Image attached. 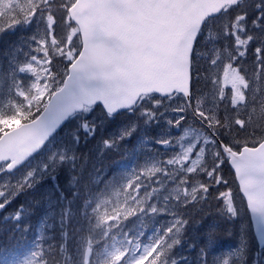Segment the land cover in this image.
Here are the masks:
<instances>
[{
    "label": "snow or ice",
    "instance_id": "1",
    "mask_svg": "<svg viewBox=\"0 0 264 264\" xmlns=\"http://www.w3.org/2000/svg\"><path fill=\"white\" fill-rule=\"evenodd\" d=\"M192 2L0 0V32L37 23L26 59L13 56L11 66L0 70V83L7 78L9 93L0 106L5 122L0 124V210L33 187L40 173L51 175L76 158L61 149L38 169L33 166L16 179L8 175L39 151L74 109L87 112L100 103L109 117L124 109L144 125L163 118L182 133L178 139L156 140L175 146L170 156L133 168L120 183L108 181L101 191L86 195L83 223L75 231L66 227L70 212L65 208L57 245L45 248L38 237L20 264H180L184 258L173 249L186 225L200 222L182 210L200 209L207 216L211 209L202 205L217 201L215 211L229 219L239 214L242 201L253 221L264 226V0L255 3V15L240 7L241 0H218L214 12L196 21L184 15ZM221 14L222 20L214 19ZM225 66L241 80L239 98L231 84L221 86ZM21 73L32 77L27 87L18 78ZM167 113L174 115L168 119ZM8 121L19 124L8 127ZM81 127L89 135L94 130L87 121ZM136 127L133 121L120 137L103 144L118 143ZM225 166L234 170L232 179L224 175ZM121 193L124 200L101 215L111 196ZM24 211L21 205L5 219L19 220ZM156 215L167 219L144 239L150 226L144 218ZM135 216L139 221L126 228ZM214 233L208 228L202 234L200 264H230L233 256L244 264L243 247L228 258L208 255ZM74 235L76 251L70 255Z\"/></svg>",
    "mask_w": 264,
    "mask_h": 264
},
{
    "label": "trees",
    "instance_id": "2",
    "mask_svg": "<svg viewBox=\"0 0 264 264\" xmlns=\"http://www.w3.org/2000/svg\"><path fill=\"white\" fill-rule=\"evenodd\" d=\"M257 0H245L241 3L240 7L248 11L250 14L255 15L256 9L254 7ZM247 8H251L248 10ZM253 9V10H252ZM237 9L231 10L227 15L231 16ZM224 18V14L214 18L219 21ZM211 23V21H209ZM205 28L207 25L204 26ZM8 31V29H6ZM24 32L22 33V35ZM15 34L8 36L6 32H0V70L8 69L9 64L8 50L15 49L16 40ZM24 36V35H23ZM22 36V37H23ZM18 78L26 83V76L18 74ZM8 93V80L4 79L0 83V106L7 99ZM13 98L19 101L20 98ZM100 106H95L90 110L94 113L101 111ZM138 111V109H137ZM127 112L120 113L115 116L120 123L130 122V118H136L137 127L140 129V125L143 123L140 117H136L135 114L129 115ZM129 115L127 119L122 117ZM88 116L85 112H81L72 116L66 124L60 129V131L52 138L53 143L62 141L69 145V150L76 158L72 161L64 162L60 164L57 169H54L51 173L43 175L38 182L31 188L20 192L12 202L7 206L6 211L15 212L17 208L23 205L26 210L21 215L19 220H5L0 218V264H4V260H9L12 257L20 254L26 249V243L31 241L39 223V215L43 212L45 204L50 201V208L52 209V230L49 234L51 238L42 240L43 246L47 248L49 245H57L60 241V233L64 230L60 217L63 210L67 208L70 215L67 220L66 227L75 231V229L82 225L83 221L80 215V209L83 204V200L88 194H94L101 191L106 182L112 181L114 184H118L122 178V168L126 165L127 157L124 153L122 144L118 149L105 148L100 149L98 143L105 141L110 136V123L107 121L105 125H99L98 123H92L88 121ZM87 121L90 125L94 126L92 134L86 132L81 127V123ZM19 124V123H17ZM159 130L151 128L148 135L151 138L156 136V131ZM74 137L77 138L76 143H73ZM49 144V143H48ZM45 149V148H44ZM43 149V150H44ZM47 149V147H46ZM42 150V151H43ZM226 167V166H225ZM229 179H232V172L227 168L224 173ZM235 188V184L233 185ZM243 203V202H242ZM220 206V203L212 202L211 205H202L204 209H211L210 214L204 216L200 209L195 210H182L185 212V216L191 215L193 220H199L198 224L190 223L186 225V231L184 238L187 240V245L180 246L181 253L177 254L173 249V254L179 257H183L182 262L184 264H200V248L204 247L205 237L202 235L208 228L216 227L214 233V239L207 248V253L210 257L213 255V251L217 248H223L228 246L226 239L230 234H236L235 230L225 228L230 224H236V221H229L226 215H222L220 212L215 211ZM245 212V210H244ZM247 222L243 221L240 224L247 226L249 231L247 232V238L251 239L252 251L250 254H246V260L244 264H253L254 256L258 253L257 244L251 231L250 221L248 215L245 214ZM20 227L17 228L16 226ZM225 231V234H223ZM48 233V232H47ZM225 235V238H224ZM76 236L72 237L69 241V254L72 255L76 249L74 247ZM250 241V240H249ZM232 247V245H230ZM240 247H236V250ZM264 251V250H263ZM224 253V252H223ZM258 256V255H257ZM236 264L238 261L236 259Z\"/></svg>",
    "mask_w": 264,
    "mask_h": 264
},
{
    "label": "rangeland",
    "instance_id": "3",
    "mask_svg": "<svg viewBox=\"0 0 264 264\" xmlns=\"http://www.w3.org/2000/svg\"><path fill=\"white\" fill-rule=\"evenodd\" d=\"M247 9L250 10L251 8H247ZM36 28H37V23L35 20H33L31 23H29L27 25L18 24L12 28H9L8 31H6V30L4 31L8 34V36L11 34H15L16 35L15 37L18 38L16 40L15 49L12 50L10 48L8 50V55L10 56L9 61L11 60V58L13 56H15L17 61H22V60L26 59V57L23 55V53L24 52H30L29 44L31 43V41L29 40V37L35 33ZM23 32H24V34H23L24 36L22 35ZM17 49H19V51H17ZM224 73L225 74L221 78V86L223 87V85L225 83L231 84L233 86V92L236 93L237 98H239L238 97V90L242 87V83H241L239 76L236 73L227 70L226 66L224 68ZM20 75L26 76V83L24 84V86L27 87L28 83L31 81L32 77L30 76V74H27V73H21ZM91 108H93V107H91ZM91 108H89V110L87 112H85V114H87V116H88V118H87L88 121H90L92 123L93 122L98 123V124L100 123L99 125H101V126L105 125L107 121L110 123V129H109L110 136L108 137L107 140H109V139L115 140V138L120 137L122 135V131L125 130L127 127H129L133 121H136V118H130L129 117V115H133L134 113H130L128 111H124V112H127L126 114H129V115L124 116L122 118L127 119L129 117L130 122L120 123L118 121V119L114 118L115 116H118L120 113L109 117L108 114H106L102 110L101 107H99L101 111H97V113L92 112L90 110ZM83 111L84 110H82L81 112H83ZM260 111L264 112V108H262ZM259 114L260 113L258 112L257 115H259ZM173 115L174 114L167 113L166 117L168 119H171ZM140 119H142V118H140ZM142 121H143V119H142ZM4 123L5 122L0 121V124H4ZM17 123H19V122L18 121H8L6 126H8V127L18 126ZM151 128H153V129L155 128V130L159 128V130L156 131V136L154 138H151L148 135V133L151 132L150 131ZM146 131H149V132L145 133ZM180 134L182 135L181 129L168 127L165 124L164 119L162 118L158 122L153 123L151 125H144L142 123L140 125V129L136 128L135 131H133L131 133V135L124 136V138L120 139L118 143H115L110 147H106L103 144V141L99 142L98 145H99L100 149L102 150L105 148L118 149L120 147V145L122 144V146L124 148V153L127 157L126 165L123 166V168H122L121 181H123L126 178L127 174L129 172H131V170L133 168H136L142 164L152 163V162L156 161L157 159L163 160L164 158L170 156L174 151L177 150L175 148V146H173L171 144L170 145H161V144L156 143L157 139L165 138V137H175V136H178ZM146 137H147V139H146ZM175 138L178 139V137H175ZM189 139H191V137L185 138V142H187V140H189ZM76 140L77 139H73L72 140L73 143H76ZM52 143H53V140H51L50 143L45 146V149L43 151H41L36 156L30 158L22 167H20L19 169H17L16 171H14L13 173H10L8 175H10L13 179H16L19 176H23L24 172L27 169L32 168L33 166L37 167V169H38L39 164L41 162H45L47 159V156L50 155L53 151L58 152L59 150L63 149L65 154H71L72 153L69 150L70 144H65L62 141H58L56 144H52ZM46 147H47V149H46ZM57 167L55 169H57ZM227 168L230 170L229 166H226L223 170V173H225V171H227ZM45 174H47V173H40L39 175L42 177ZM233 176L234 175H232V177ZM235 186H237L236 183H235ZM123 200H124V194L123 193H121L119 196L112 195L110 198V202L107 205V208L101 209V215H103L106 210L108 212H111L114 205L122 202ZM151 200H155V197L151 198ZM44 206H45L44 211L39 215V223L37 225V228H36V231L33 235V238L31 241L26 243V249L24 251H22L20 254L12 257L11 259L4 260V264H20V262L23 261L27 257V255L33 250L34 243L36 242L38 237H40V242H42V240H44V239L51 238L49 233L52 230L51 226H52L53 216L51 213L53 211L49 207L50 201H47V203ZM239 207H240V212L235 218L229 219L227 217L229 221L235 220L236 224H230L229 226H227L225 228V230L227 228L230 230H235L237 233L236 234H230L228 236V238L226 239V244H228V246L224 247V249L217 247L213 251L212 257L228 258L229 254L233 253L234 250H236V247H240V248L243 247L245 250V253L247 255L250 254V250L252 251L251 239H249V237L247 238V236H246L247 232L249 231V228L247 226L240 224L243 221L247 222V218H246L245 214L248 215V213H247L246 208H244L242 201L239 203ZM244 210H245V212H244ZM8 213L9 212L5 210L3 213H1L0 218L3 221L11 219L10 216L8 217V219H5V216H7ZM248 218H249V216H248ZM139 219L140 218L138 216L130 218L128 221L125 222V227L131 228L134 224H136L139 221ZM166 219H167L166 216H160V215H156V216H152V217H145L144 218L145 223H148L150 226L145 232L144 239H147V236L151 234V232L154 230L155 225L162 223V221H164ZM250 226H251V224H250ZM213 228L216 229L217 226L213 227ZM49 230H50V232H49ZM223 234H225V231H223ZM252 234H253V232H252ZM224 238H225V235H224ZM183 244L187 245V240L184 237H183L181 243L179 245H177V247L175 249L177 254L181 253L180 246H182ZM230 245H232V247H230ZM257 249H259V248H257ZM263 250H264V248H261L258 250V253H256L258 256L257 255L254 256V263L253 264H264V251ZM235 261H236V258L233 256L230 260V264H236ZM180 264H184L182 262V260H180Z\"/></svg>",
    "mask_w": 264,
    "mask_h": 264
},
{
    "label": "water",
    "instance_id": "4",
    "mask_svg": "<svg viewBox=\"0 0 264 264\" xmlns=\"http://www.w3.org/2000/svg\"><path fill=\"white\" fill-rule=\"evenodd\" d=\"M219 7V2L218 0H193V2L189 5V7L185 10V17L188 19H191L192 21H196L198 19H203V17L209 15L210 13L214 12L217 8ZM96 105H100L101 108L103 109V111L106 113L105 108L102 104L100 103H95L92 106H96ZM91 106V107H92ZM83 109H74L72 111V113H70L69 115H67L59 124L58 126H56L54 128V130L49 134V136L47 137V139L45 140L43 146L45 145V143L62 127V125L67 121V119L72 116L74 113L77 112H81ZM127 110H120L116 113H114L113 115H116L120 112H124ZM107 114V113H106ZM112 115V116H113ZM43 146L41 147V149L43 148ZM40 149V150H41ZM39 150V151H40ZM39 151H37L36 153H34L32 156H34L35 154H37ZM31 156V157H32ZM31 157H29L28 159H30ZM26 162V161H25ZM24 162V163H25ZM23 163V164H24ZM22 164V165H23ZM22 165L18 166L16 169H14L12 172H14L15 170H17L18 168H20ZM230 168V167H229ZM230 170L232 171L233 175H234V170H232L230 168ZM10 172V173H12ZM236 185H238V181L236 182ZM3 210H0V213ZM248 213V212H247ZM249 215V220H250V224H251V229L253 232V236L255 238L256 244L258 246L259 249L264 248V226L259 225L258 223L254 222L251 215L248 213Z\"/></svg>",
    "mask_w": 264,
    "mask_h": 264
}]
</instances>
